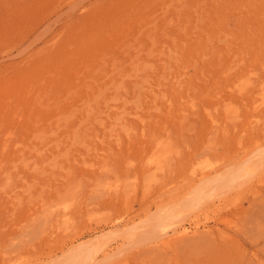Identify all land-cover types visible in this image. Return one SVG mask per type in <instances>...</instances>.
<instances>
[{
	"label": "rangeland",
	"instance_id": "374dc122",
	"mask_svg": "<svg viewBox=\"0 0 264 264\" xmlns=\"http://www.w3.org/2000/svg\"><path fill=\"white\" fill-rule=\"evenodd\" d=\"M256 152L264 0H0V264H264Z\"/></svg>",
	"mask_w": 264,
	"mask_h": 264
},
{
	"label": "bare ground",
	"instance_id": "6f19581e",
	"mask_svg": "<svg viewBox=\"0 0 264 264\" xmlns=\"http://www.w3.org/2000/svg\"><path fill=\"white\" fill-rule=\"evenodd\" d=\"M258 152V151H257ZM256 152V153H257ZM254 154V156H256V155H258V159L257 158H255L254 159V156H251L252 158H250V160H245L244 162H242L243 164L242 165H244L243 167H242V169H243V175L242 176H240V177H237L236 179H234V181L236 182L237 181V179H238V181L239 180H247V179H250L251 177H253L254 175H256L257 173H259L263 168H264V152H259V153H257V154ZM241 165V166H242ZM216 170V169H215ZM218 171V170H217ZM212 175V174H211ZM215 175V174H214ZM230 176V175H229ZM223 177V176H222ZM218 178L219 179V181L221 180V179H223V178ZM231 178V177H230ZM229 178V179H230ZM224 180V179H223ZM222 180V181H223ZM234 181H230V182H232L233 183V185H234ZM217 182V181H216ZM227 182V181H226ZM226 182H224V183H226ZM221 183V182H220ZM217 184V183H216ZM236 184V183H235ZM221 185V184H220ZM227 185H228V182H227ZM222 186V185H221ZM229 186H232L231 184L229 185ZM229 186H227V188L229 187ZM226 187V186H225ZM219 189V188H218ZM223 191V190H222ZM205 197V196H204ZM199 198V197H198ZM201 199V200H200ZM200 199H199V202H198V204L199 203H202V202H204L205 203V199L206 198H204V200L200 197ZM196 205V202H195V204L193 205V207ZM199 205H201V204H199ZM190 207H192V205L190 204ZM195 208V207H194ZM190 208H188L187 209V207L185 208H183V209H181V210H179V211H177V212H175V213H173L172 215L174 216H171L170 214H166V215H164V217H163V219L162 220H159L160 221V223H159V225L157 224V229L159 230V232L158 233H160V235L163 237V236H165V235H167V234H169L171 231L172 232H174V233H182V234H187L188 232H190V231H192V230H198L199 229V225H200V223L199 222H197V223H194V225L193 224H189L188 226H186V225H182V224H180L179 225V227H177V225L176 224H179V222L177 223L175 220L176 219H178L179 218V216H181V215H184L185 213H183V212H186V211H188ZM182 220V219H181ZM178 221V220H177ZM127 226L128 225H125V226H123L122 228H124V229H127ZM117 227H118V225H117ZM130 228H131V226H130ZM138 228V227H137ZM137 228H132V229H130L131 231H135ZM145 228V227H144ZM120 229H121V226H120ZM142 229V228H141ZM123 230V229H122ZM121 231V230H120ZM153 231V230H152ZM124 232V231H123ZM125 232H126V230H125ZM124 232V233H125ZM154 232V231H153ZM123 233V234H124ZM153 236H154V234H153ZM100 238V239H99ZM110 248V241H109V237H108V235H103V236H101L100 235V237L98 236V238L95 240V242H94V244L92 245V246H90L89 248H88V250H86L85 252H84V254H82V257H85V259H91V260H93L94 258H97V256L98 255H100V254H103V253H105V252H107V250ZM83 250H85V249H83ZM110 251V250H109ZM81 257V258H82ZM83 262V261H82ZM81 262V263H82ZM80 263V261H79V264H81Z\"/></svg>",
	"mask_w": 264,
	"mask_h": 264
}]
</instances>
